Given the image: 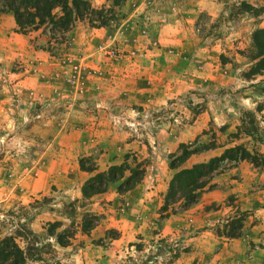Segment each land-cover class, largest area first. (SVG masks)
Instances as JSON below:
<instances>
[{
	"label": "rangeland",
	"instance_id": "374dc122",
	"mask_svg": "<svg viewBox=\"0 0 264 264\" xmlns=\"http://www.w3.org/2000/svg\"><path fill=\"white\" fill-rule=\"evenodd\" d=\"M87 1L95 9L112 8L114 21L101 28L77 22L65 42L54 48L31 35L25 55L12 59L7 70L0 67V237L17 230L16 224L41 233L46 223L61 222L64 228L68 216L78 220L81 211L73 212L69 204L81 200L77 163L82 152L93 151L98 159L101 154H121L125 146L137 150L138 144L140 162L149 165L161 159L170 169V159L177 154L168 153L166 138L176 142L178 131L192 126L199 114L206 113L196 136L183 143L197 152L214 148L212 139L236 120L232 133L222 132L231 138L242 112H254L264 101V78L258 77L264 72L244 77L251 65L250 34L264 27V8L254 14L240 6L246 2L259 10L260 0H214V16L188 12L190 17L180 7L189 0H122L117 7L106 0L101 5ZM185 84L195 87L184 89ZM256 88L263 92L256 94ZM218 100L220 109L232 110L225 123L212 119L206 105ZM263 113L264 108L254 113L260 133ZM239 144L263 153L261 145ZM231 166L225 164L221 172ZM107 191L116 193L115 186ZM84 202L99 220L87 235L76 234L71 246L54 248L68 264H214L210 252L203 259L194 252L185 230L176 236L160 233L156 223L168 216L160 213L161 205L158 217L139 236L114 225L122 202L113 208L104 200ZM214 209L212 205L203 211ZM246 215L235 211L227 220L240 217L246 228L252 227L255 220H246ZM224 225L213 227L216 236L224 238ZM263 226L256 227L255 240L246 242L237 264H264ZM130 244H139V250ZM214 247H220L219 241Z\"/></svg>",
	"mask_w": 264,
	"mask_h": 264
},
{
	"label": "trees",
	"instance_id": "16d2710c",
	"mask_svg": "<svg viewBox=\"0 0 264 264\" xmlns=\"http://www.w3.org/2000/svg\"><path fill=\"white\" fill-rule=\"evenodd\" d=\"M112 7H117L122 0H106ZM254 10L246 2H241L243 11L256 14L264 8ZM11 13L15 25V32L22 35L37 32L47 37V45L54 48L65 42L66 35L77 22L85 21L93 28L106 27L113 22L115 16L112 8H92L87 0H0V14ZM250 51L247 58L251 61L249 69L244 73L246 79L264 72V27L254 29L250 34ZM263 88H256L255 93L261 94ZM264 108L262 104L254 108V112H242L240 126L231 138L248 137L253 145L264 147V133L256 128L254 113L258 114ZM264 119V113L262 115ZM198 149H188L185 144L178 145V154L170 159L168 167L176 170L172 175L160 213L166 215L175 213V206L184 210L193 205L199 194L208 190L211 177L222 171L224 165H235L245 161L254 168L264 169V150L259 153L255 149L247 150L242 144L225 148L219 156L210 158L204 163L193 164L188 168L180 165ZM83 158L78 161L80 171L93 173L80 187V201L69 204L72 211L80 212L78 220L68 216L70 223L62 227L61 222L46 223L47 228L41 233H32L22 225L16 224L17 230L0 237V264H68L64 257H58L55 247L67 248L71 246L76 234L87 235L98 223V217L87 209L85 200L104 193L109 187L115 186L118 195L131 190L142 179L144 163L138 162L134 156L124 155L118 165L108 166L104 171L97 172L92 164L86 165ZM207 188V189H206ZM242 219L234 217L226 220L223 226V237L234 239L240 236ZM19 225V226H18ZM52 240V244L49 242ZM150 243H153L151 240ZM163 243V240H159ZM138 251L139 244H130Z\"/></svg>",
	"mask_w": 264,
	"mask_h": 264
},
{
	"label": "crops",
	"instance_id": "0c3cea01",
	"mask_svg": "<svg viewBox=\"0 0 264 264\" xmlns=\"http://www.w3.org/2000/svg\"><path fill=\"white\" fill-rule=\"evenodd\" d=\"M89 1L91 2V0ZM92 1L97 3V5L105 3L104 0ZM180 7H182L181 10L186 16L190 14L195 15L198 12H206L208 15L214 16L217 4L214 0H189L187 4L183 3ZM188 12L191 13L187 14ZM14 27L12 14L1 13L0 67L3 68V70L8 69L12 59H16L19 55H25L24 48L30 38L29 36L36 35V38H42L43 41L47 43V37L42 35L40 30L28 33L27 35H21L13 32ZM73 28L75 29L76 26ZM102 32V29H94V33L101 34ZM37 52H33L36 57H43V55H39ZM258 77L264 78V73ZM192 86L195 87L194 84H185L184 89ZM219 104H221L219 100L206 103L211 113L214 115L212 119L220 121V123H225L232 117V110L228 108L222 110L220 109L221 107L219 108ZM249 105L248 109L251 110L252 108L249 107H253V104L251 103ZM205 114L206 113L199 114L191 122L192 126L184 125L176 135V142H171L172 140L169 141V138H166L167 144L169 145L168 153L178 154V145L183 144L187 138L196 136L197 124L203 120ZM230 122L232 125L224 129V132L222 131L223 133H225V131H230V133H232V129H234L238 123L236 120ZM222 132L220 133V137L216 134V137L212 139L216 145L214 148L191 154L179 168H188L193 164L204 163L212 157L219 156L225 148L238 145L239 143L249 142L253 145L248 137L240 136L238 139H228L227 134L223 135ZM242 145L245 147L244 144ZM135 147L137 150H135L134 146H125V148L120 150L121 154L113 156H110L111 154L108 153L101 154L100 157L98 156V159H96V156H93L95 155L93 151L90 153L82 152L80 157L84 159V156H87V158L84 159L87 161L85 164H92L96 171L100 172L104 171L108 166H111L110 164L121 163L125 153L129 156H134L135 159L140 162L138 154H142L140 150L142 145L137 144ZM259 148L261 152L264 149L262 145L259 146ZM144 166L142 179L137 185L123 195H118L114 191H107V189L104 193L89 198V201H95V203H99L102 200L109 202L111 208L122 202L123 207L116 213L117 217H115L116 223H114V225L118 223L119 226L117 229L122 231L129 229L127 235L130 233L142 236L143 231L148 227L147 223L158 217V208L161 205L163 194L175 171L168 169L166 163L161 159L149 165L145 162ZM230 168L231 169L227 171L216 173L211 177L208 186L213 187L199 194L196 203L193 206L191 205V208L179 210L177 209L179 207L175 206V213L169 214L156 223L162 235L176 236L182 234L179 233L180 230H185L187 232L185 235H188L187 241L194 246V252L199 254L201 259L206 257L207 252H210L212 258L211 263L214 264L215 260H217L216 264H237V259L245 251L246 242L248 240H255L256 237L254 234L256 233V227H260L264 224V207H262L264 206V169H260V171L258 170L259 168L256 169L245 161L238 162ZM256 170L258 172H256ZM79 173L80 177H82V182L92 174L80 170ZM48 177L52 178L53 174H49ZM255 181L262 184L260 190H257L256 184H254ZM77 197L79 198L81 196ZM228 198L232 199L230 203L227 202ZM212 205L215 206L214 210L203 211V208ZM235 211L245 212L247 214L245 217L246 220L252 218L255 220V223L252 227H249L247 223L248 228H246V222L242 221L241 234L237 238L224 239L216 236L213 227H220V224L226 222L228 218H231ZM127 217L129 218L128 220ZM187 218L189 219L188 222ZM184 222L185 224H183ZM259 229H261V227ZM223 240L225 241L223 242ZM218 241L220 247L217 249V247L214 246ZM215 250H217V252H214Z\"/></svg>",
	"mask_w": 264,
	"mask_h": 264
}]
</instances>
